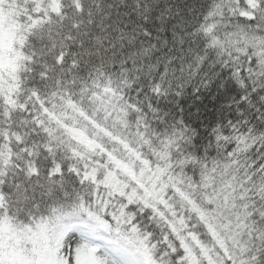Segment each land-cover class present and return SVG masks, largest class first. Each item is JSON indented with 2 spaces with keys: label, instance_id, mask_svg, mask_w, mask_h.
<instances>
[{
  "label": "snow or ice",
  "instance_id": "6c2138e0",
  "mask_svg": "<svg viewBox=\"0 0 264 264\" xmlns=\"http://www.w3.org/2000/svg\"><path fill=\"white\" fill-rule=\"evenodd\" d=\"M0 264H264V0H0Z\"/></svg>",
  "mask_w": 264,
  "mask_h": 264
}]
</instances>
